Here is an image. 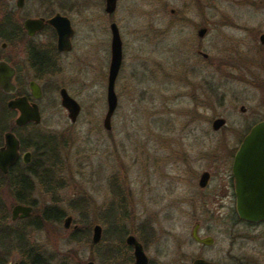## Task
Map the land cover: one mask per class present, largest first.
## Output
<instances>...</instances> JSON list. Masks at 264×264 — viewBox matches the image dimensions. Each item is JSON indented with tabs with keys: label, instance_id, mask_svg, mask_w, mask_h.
<instances>
[{
	"label": "rangeland",
	"instance_id": "obj_1",
	"mask_svg": "<svg viewBox=\"0 0 264 264\" xmlns=\"http://www.w3.org/2000/svg\"><path fill=\"white\" fill-rule=\"evenodd\" d=\"M23 12L60 13L74 30L72 50L43 82L40 124L14 130L31 150L38 139L55 143L56 157L49 149L41 157L54 176L32 178L34 190L24 198L36 211L62 216L30 228L28 245L44 264H133L125 243L133 236L152 264H188L191 229L202 219L189 205L200 199L199 175L214 166L212 158L228 156L224 144L233 153L247 126L264 119V0H116L110 16L105 0H29ZM111 23L122 41V65L106 131ZM60 88L81 106L75 124L60 105ZM217 117L226 124L213 131ZM9 129V121L0 122V144ZM0 194L9 223L17 202L7 188ZM35 216L32 209L29 218ZM261 243L256 248L264 250ZM1 252L6 264L23 258L14 241Z\"/></svg>",
	"mask_w": 264,
	"mask_h": 264
},
{
	"label": "flooded vegetation",
	"instance_id": "obj_2",
	"mask_svg": "<svg viewBox=\"0 0 264 264\" xmlns=\"http://www.w3.org/2000/svg\"><path fill=\"white\" fill-rule=\"evenodd\" d=\"M17 1L0 0V83H6V90L0 86V122L4 123L5 126L8 121L11 124V129L3 133L0 149L4 146V136L7 133L13 134L19 144L16 162L8 167L6 174H3L1 171L0 173L7 175L14 168V174L12 175L14 179L22 180L26 178L32 180L33 177L29 173L32 170L30 167L35 169L37 166H40L38 170L44 173H40L39 176L49 179L54 176L53 172L51 173L54 170L52 164L42 163L43 160L41 158L36 160L34 150H31L29 147L24 148L23 139L18 137L14 130H24L40 124L43 82L57 75L59 68H61V56L72 50L74 30L70 20L66 16L60 13H47L30 17L23 12L29 0H24L21 7L17 6ZM111 14L108 15L110 16ZM57 15L66 17L72 28L73 34L69 39L71 45L69 50L58 49L56 29L48 23L49 20ZM27 20H40L42 21V27L39 30H35L32 27L25 28ZM198 53L203 54L200 51ZM62 89L65 88L59 89V98ZM36 93L39 96L38 98H35ZM68 95L73 98L69 93ZM73 99L75 100V98ZM20 102L24 103L27 107L36 105L40 117L38 124L33 121H27L22 125L17 124L16 121L21 116V111L18 109ZM198 106L204 107V104L200 102ZM239 111L245 113L246 109L244 106H241ZM65 112L68 115L66 110ZM260 121L247 126L245 134L237 143L236 148H232L233 153L230 154L231 147L228 144H224L230 151L229 154L227 153L228 156L220 159L212 158L214 166L211 165V167L202 171L199 175L200 199H195L193 202V199H191L189 205L197 210L202 219L195 221L191 229V257L188 258V264H193L197 260L214 264H264V260L262 259L264 258V250L262 247L260 249L256 248L257 245L260 244L262 246L263 244L261 242L264 240V231L262 229L264 228V221L250 222L238 216L237 182L233 173L234 157L243 138ZM26 153L29 154V157L25 160L23 156ZM16 171L17 173H15ZM204 173H206V177L202 181L201 186L200 177ZM18 204L27 205L33 209L32 205L25 204V202L16 203V205ZM47 209L50 208H44V210ZM258 230L260 232L257 236ZM199 240H203V242H199ZM128 247L133 249L132 246ZM192 248L194 249L192 250ZM146 257L147 264H152L151 259L147 255ZM44 260L41 257L40 264H44ZM155 263L161 264L159 261ZM133 264H135V260H133Z\"/></svg>",
	"mask_w": 264,
	"mask_h": 264
},
{
	"label": "water",
	"instance_id": "obj_3",
	"mask_svg": "<svg viewBox=\"0 0 264 264\" xmlns=\"http://www.w3.org/2000/svg\"><path fill=\"white\" fill-rule=\"evenodd\" d=\"M24 0H18L17 6L21 7ZM116 0H106L105 11L111 14L115 10ZM57 32V46L59 50H69L70 37L72 36V28L69 20L66 17L55 16L48 21ZM32 27L39 30L42 27L40 20H27L25 28ZM110 30V60L107 74L106 85V112L102 121L104 130L111 129V119L116 111L118 100L115 94V82L119 75L122 65V41L118 28L115 23L109 25ZM206 33L205 28L198 30L197 35L202 38ZM260 43H264V35L260 36ZM204 58L206 54H202ZM0 86L6 90V83H0ZM35 94V98H38ZM61 106L67 111V118L70 123H75L80 111L81 106L79 103L71 98L65 89L60 91ZM18 109L21 111V116L17 119V124L22 125L27 121H33L36 124L40 122L39 112L36 105L27 107L24 103L18 104ZM225 121L222 118L213 120L211 128L213 131L219 130L224 126ZM4 146L0 149V171L3 174L7 173L8 167L12 166L18 157V141L11 133L4 136ZM29 157L26 153L23 159ZM233 173L237 182V214L246 221L260 222L264 221V120L254 125L250 131L245 135L242 143L237 150L234 162ZM206 173L200 177V185L205 180ZM32 213V208L27 205H15L11 209V222L17 219L29 218ZM71 222V217L64 220V227L68 228ZM92 242L98 244L101 238V227L95 225L92 229ZM203 242V240H199ZM128 246L133 247V257L135 264H147V257L144 254L142 246L133 237L128 236L125 240ZM12 264H19L14 262ZM86 264H94L88 261ZM193 264H214L203 260H197Z\"/></svg>",
	"mask_w": 264,
	"mask_h": 264
},
{
	"label": "trees",
	"instance_id": "obj_4",
	"mask_svg": "<svg viewBox=\"0 0 264 264\" xmlns=\"http://www.w3.org/2000/svg\"><path fill=\"white\" fill-rule=\"evenodd\" d=\"M43 140H37V144H33V150L35 154V159H39L46 155L45 149H49L51 152V157H56L54 140L51 138ZM49 142V143H47ZM24 148H28L27 144H24ZM44 151V152H43ZM49 160V159H47ZM32 170L29 172L33 178H40L38 170L40 166H37L35 169L30 167ZM14 168L10 170L7 175H3L0 173V192L2 189L7 188L12 196H14L15 202H26L24 198L25 194L32 193L34 190V185L32 181L29 179H14L12 175L14 174ZM17 173V171L15 172ZM40 181H38L39 183ZM32 205V204H30ZM33 213L36 216L34 218H27L24 220H17L15 222L8 223V213L4 208V204L2 202L1 194H0V264H6L7 259L2 257L1 247L6 241L16 242L17 247L21 250L22 260L20 264H40L41 263V255L38 250L34 247H30L28 245V232L30 228H34L36 230H40L43 225L48 223L49 221H58L62 216L61 211L52 212L51 209L36 211L35 207L33 208ZM13 223H17L21 226L13 228Z\"/></svg>",
	"mask_w": 264,
	"mask_h": 264
}]
</instances>
